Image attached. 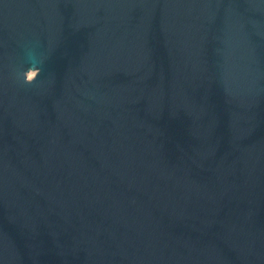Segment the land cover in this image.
I'll return each instance as SVG.
<instances>
[{"label":"water","instance_id":"water-1","mask_svg":"<svg viewBox=\"0 0 264 264\" xmlns=\"http://www.w3.org/2000/svg\"><path fill=\"white\" fill-rule=\"evenodd\" d=\"M0 264H264V0H0Z\"/></svg>","mask_w":264,"mask_h":264},{"label":"clouds","instance_id":"clouds-1","mask_svg":"<svg viewBox=\"0 0 264 264\" xmlns=\"http://www.w3.org/2000/svg\"><path fill=\"white\" fill-rule=\"evenodd\" d=\"M37 63H42V61H38L33 63L32 66H30L25 74V82L26 83H32L36 80L37 76L41 74V67L36 66Z\"/></svg>","mask_w":264,"mask_h":264}]
</instances>
